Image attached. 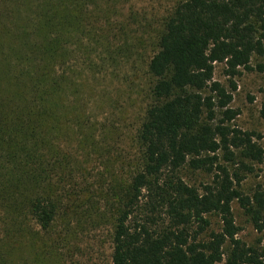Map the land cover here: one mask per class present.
<instances>
[{"label":"trees","instance_id":"obj_1","mask_svg":"<svg viewBox=\"0 0 264 264\" xmlns=\"http://www.w3.org/2000/svg\"><path fill=\"white\" fill-rule=\"evenodd\" d=\"M3 4L0 264H65L102 226L112 264H264L232 209L264 233V184L242 189L262 135L233 124V93L214 80L216 64L235 77L264 57V0H179L158 24L130 0ZM106 75L140 101L133 126L91 113Z\"/></svg>","mask_w":264,"mask_h":264},{"label":"rangeland","instance_id":"obj_2","mask_svg":"<svg viewBox=\"0 0 264 264\" xmlns=\"http://www.w3.org/2000/svg\"><path fill=\"white\" fill-rule=\"evenodd\" d=\"M179 0H130L138 10V12H146L147 19L151 22L159 23L160 17L167 14L170 9ZM3 0H0V11L3 9ZM252 70L241 69L240 73L235 77H229L225 74V65L222 63L216 64L214 80L221 82L228 91L233 93V100L230 107L237 110L239 115L233 121V124L243 130L255 132L257 135H262L259 140L260 145L264 148V120L260 118V109L264 102V70L261 71L259 65L264 67V57H254ZM113 80V81H111ZM232 83L236 85V90L232 91ZM125 85L118 88L116 80L111 75H106L95 92L101 95V89L109 92L110 96L119 101L121 108L115 109L110 107L112 100L107 95V98L98 96V103L94 106V101L97 96L90 98L91 113L98 116L101 120L104 115L112 113V119L117 121L119 118L126 117L130 126L141 110V103L133 95L132 99L137 103L132 105V100L128 97L130 92L127 91ZM89 93V89L86 92ZM93 95V94H92ZM127 102V103H125ZM104 114L102 115V113ZM126 151L127 148L125 147ZM99 167V166H98ZM93 168H97L94 165ZM102 169V168H101ZM98 168L94 170L97 172ZM198 182L204 181L203 176L197 177ZM264 184V162L255 165V172L248 176L245 180L242 189L246 194L252 193L258 184ZM235 216L236 225L240 228L239 238L249 245H264V233H259L250 222L249 217L237 202L232 205ZM213 228L219 229V219L212 218ZM261 243V244H260ZM113 246L109 227L102 226L95 229H85L79 237V240H74L71 248L63 249L62 253L65 256V264H112ZM224 264V263H220Z\"/></svg>","mask_w":264,"mask_h":264}]
</instances>
